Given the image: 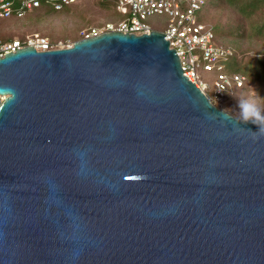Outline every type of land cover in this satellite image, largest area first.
Segmentation results:
<instances>
[{
	"label": "water",
	"instance_id": "water-1",
	"mask_svg": "<svg viewBox=\"0 0 264 264\" xmlns=\"http://www.w3.org/2000/svg\"><path fill=\"white\" fill-rule=\"evenodd\" d=\"M0 58V264H264V136L159 31Z\"/></svg>",
	"mask_w": 264,
	"mask_h": 264
},
{
	"label": "built area",
	"instance_id": "built-area-1",
	"mask_svg": "<svg viewBox=\"0 0 264 264\" xmlns=\"http://www.w3.org/2000/svg\"><path fill=\"white\" fill-rule=\"evenodd\" d=\"M82 0H0V20L22 19L34 9L46 7L56 12L75 5ZM117 20L102 22L99 26L83 28L80 39H88L106 32L132 33L141 31L149 34L153 30L146 19L153 15L165 16L167 24L163 31L169 48L174 49L180 61L183 75L195 85L208 100L221 108L226 95L234 88L242 87L245 78L239 73L227 74L220 61L232 55L229 48L213 43L214 31L207 23L199 22L196 14L202 10L207 0H112ZM60 40L51 41L47 37L32 33L22 39L0 41V58L6 53L16 52L24 47H33L37 52L70 47ZM213 72L211 84L201 81L197 70ZM1 103V102H0Z\"/></svg>",
	"mask_w": 264,
	"mask_h": 264
},
{
	"label": "rangeland",
	"instance_id": "rangeland-1",
	"mask_svg": "<svg viewBox=\"0 0 264 264\" xmlns=\"http://www.w3.org/2000/svg\"><path fill=\"white\" fill-rule=\"evenodd\" d=\"M96 0H86L81 3V12L79 13H61V12H51L40 20H33L31 16L23 17L22 19H10V20H0V37L4 36L8 39H18L23 38L26 35L37 33L42 36H46L49 40L57 41L60 40L63 44H72L75 37L83 28L91 26H99L102 22L115 20L118 15L113 17L109 13L101 11L95 4ZM208 4L202 8L200 12L196 14L197 21L201 22L202 17L206 16ZM221 15H225V11H220L219 14L211 15L208 19V23L213 28L214 40L213 43L216 44V31L218 28V18ZM114 18V19H113ZM222 18L221 21H223ZM146 23L155 31H163L167 24V18L165 16L153 15L146 19ZM247 32V31H246ZM264 38L253 37L250 39H233V38H223L217 39L219 44L225 45L232 50H235L239 55L250 56L256 53L264 52ZM254 56V55H253ZM228 68L236 67V65L231 62H225ZM197 75L199 79L207 84H211L215 78L213 72H205L201 68L197 70ZM249 87L254 88L261 98H264V83L251 82L247 83L246 87L241 90H232V92L227 95L226 99L221 104L222 110L228 112L235 118H239V107L238 99L240 94L246 92ZM2 98L0 97V102Z\"/></svg>",
	"mask_w": 264,
	"mask_h": 264
},
{
	"label": "trees",
	"instance_id": "trees-1",
	"mask_svg": "<svg viewBox=\"0 0 264 264\" xmlns=\"http://www.w3.org/2000/svg\"><path fill=\"white\" fill-rule=\"evenodd\" d=\"M84 1L86 0H82L75 5L66 7L60 12L61 13L75 12L78 14L79 11L81 10L80 5ZM95 4L101 11L111 14L112 17L116 14L114 11V5L112 0H96ZM206 4H208V6L206 10V16L202 17L201 22L203 23H208V19L211 15L219 14L220 11H225V15H223L222 17L224 18L223 21H221L222 20L221 15L217 20L218 28L216 31L217 36H216L215 45L222 46L224 48H229L217 42L218 41L217 39H223V38L225 39L233 38L237 40L238 39L248 40L253 37L264 38V0H207ZM206 4L204 5V7L206 6ZM51 12H56V11H53L46 7H40L34 9L32 12L28 13L27 15L31 16L33 20L35 19L38 21ZM119 18L120 17L117 16L115 20ZM18 39H22V38H18ZM79 39L80 37L77 34L74 41ZM0 41L6 42L13 40L1 36ZM230 50L232 51V55L229 56L226 60H222L220 62L225 65V62L232 61L236 65V67L228 68L225 65L223 71L226 72L227 74L239 73L243 75L245 78L242 87L234 88V90L244 89L247 83H250V81L259 84L264 83V52L253 54L254 56L253 55L242 56L239 55L235 50L232 49Z\"/></svg>",
	"mask_w": 264,
	"mask_h": 264
},
{
	"label": "clouds",
	"instance_id": "clouds-1",
	"mask_svg": "<svg viewBox=\"0 0 264 264\" xmlns=\"http://www.w3.org/2000/svg\"><path fill=\"white\" fill-rule=\"evenodd\" d=\"M238 107L239 124H254L258 129L256 133L264 136V98H261L254 88L249 87L246 92L240 94ZM221 115L225 116V111Z\"/></svg>",
	"mask_w": 264,
	"mask_h": 264
},
{
	"label": "bare ground",
	"instance_id": "bare-ground-1",
	"mask_svg": "<svg viewBox=\"0 0 264 264\" xmlns=\"http://www.w3.org/2000/svg\"><path fill=\"white\" fill-rule=\"evenodd\" d=\"M2 98V97H1Z\"/></svg>",
	"mask_w": 264,
	"mask_h": 264
}]
</instances>
